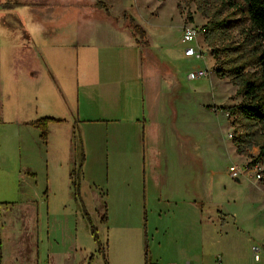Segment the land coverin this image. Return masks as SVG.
Here are the masks:
<instances>
[{
    "label": "rangeland",
    "instance_id": "obj_1",
    "mask_svg": "<svg viewBox=\"0 0 264 264\" xmlns=\"http://www.w3.org/2000/svg\"><path fill=\"white\" fill-rule=\"evenodd\" d=\"M103 1L0 0L3 264H145L146 237L152 264H264V181L251 164L260 149L238 152L232 134L248 127L226 107L242 96L213 70L237 53L218 57L210 47L243 44L242 25L211 34L210 45L202 31L240 11L226 0ZM50 10L71 15L58 28L44 20ZM125 13L148 47L126 43L136 38ZM97 19L106 23L90 36ZM186 27L198 29L205 57L185 54L200 49L183 42ZM252 48L242 45L240 60ZM97 55L126 57L124 74L101 76ZM202 69L209 76L190 78ZM46 116L65 120L49 124L45 141L31 122ZM81 148L79 194L70 172ZM234 164L249 169L233 178Z\"/></svg>",
    "mask_w": 264,
    "mask_h": 264
},
{
    "label": "trees",
    "instance_id": "obj_2",
    "mask_svg": "<svg viewBox=\"0 0 264 264\" xmlns=\"http://www.w3.org/2000/svg\"><path fill=\"white\" fill-rule=\"evenodd\" d=\"M226 4L236 7L240 11L241 17L210 20L202 26V31L210 45L211 34L218 33L221 35L222 32L226 34L229 29L242 25L243 44L229 45L224 48H215L212 44L210 45L212 53L218 57L231 51L237 53L236 56L228 60L218 61L213 70L218 76L228 77L237 86V93L242 96L241 102L226 107L228 113L235 118L234 121L243 120L248 127L245 132H241L236 126L235 132L232 134L238 152L241 154L247 153L250 146L257 144L260 151L257 156L253 157L251 164L254 165L257 162L264 164V0H226ZM96 6L104 7L105 3L102 0H96ZM124 20L131 26L136 43L141 46H149V42L146 40V30L135 21V18L129 13H125ZM245 43L252 44V56L240 60V47ZM250 66L255 70L245 71ZM61 121L63 119L46 116L31 123L40 129L41 138L46 141L49 123ZM257 139L259 141H256ZM84 159L85 153L81 148L79 167L78 169L73 167L70 172L72 188L77 193L80 191L81 170ZM262 180L264 181V178ZM92 233L101 252L104 246L97 230L93 228ZM1 247L0 240V264H2ZM145 264H152L148 247L145 248Z\"/></svg>",
    "mask_w": 264,
    "mask_h": 264
},
{
    "label": "crops",
    "instance_id": "obj_3",
    "mask_svg": "<svg viewBox=\"0 0 264 264\" xmlns=\"http://www.w3.org/2000/svg\"><path fill=\"white\" fill-rule=\"evenodd\" d=\"M105 7H106V3H105V6L101 7V8H105ZM35 10H37V9H35ZM40 13H41V11H40ZM68 15H71L70 13L68 14V11H64L62 13H56L55 10H50V11H47L46 15H44V13H43L44 20L45 21L53 20L55 22V26L58 27V28H60L62 26L64 19H66L68 17ZM88 15H91V14L89 13ZM88 15H85V16L87 17ZM88 17L90 18V16H88ZM97 22L98 23H95V21L93 22V26L94 27H92L91 30H89L90 33H91L90 36H96V35L100 34V29L99 28H101L102 25H104L106 23L105 22L104 24H102V21H100V19H97ZM96 25H98V26H96ZM95 27H99V28H95ZM108 27H110V26H108ZM130 37H131L130 40L129 41L127 40L126 43L129 44L131 47L135 44L137 46V48H138L139 45L135 42L136 40H133V35H131ZM87 43L90 44V45H94L95 42L92 41V42H87ZM104 43H106V42H104ZM107 44H115V43L111 42V43H107ZM144 47H148V46H144ZM121 49H124V48H121ZM121 49L119 50L120 52L122 51ZM139 52H140V50L138 51V56H136L135 63L137 64V66H136L137 70H140V72H141L142 71V67H141L142 63H141V56L139 55ZM82 59H84V57H82ZM97 59H98V62H99L98 68L100 69L101 76H103V74H104V75H106V77L108 75L115 77L116 75L123 73V71H125V68H127V66H128L127 63H125V62H127L126 61V57L122 58V56H113V57L112 56H106V57H102V56L97 55ZM105 62L112 63L113 65H110V67L107 68V69H105L104 67L102 69L101 64H103ZM131 62H134V61L131 59ZM157 70H158V68H157ZM119 79H120V77L118 78L116 83L119 82L120 80L124 79V78H121L120 80ZM54 118H57V117H54ZM117 118H120V116L116 117V119ZM59 119L65 120L64 118H59ZM136 120L138 121L139 119H136ZM50 123H55V122H50ZM48 128H49V126H48ZM144 134H145V130L143 129L142 137H144ZM79 158H80V151H79ZM79 194H80V191H79ZM218 219H219V224L218 225L219 226L222 225V228L228 229L226 227L227 224H229L228 219H226L224 216H219ZM216 220H217V218H216ZM216 220H215V222L218 223V221H216ZM205 226H207V225H205ZM145 227H147V223L145 224ZM239 229H240V231L250 233L249 227H248V229H245L243 226L242 227L240 226ZM254 229L255 228L252 227V230H254ZM252 233H253V231H252ZM249 240H253V242H254V239L249 238ZM145 243H146V246H145V248H146V247H148V243H149L147 237H146ZM258 260H260V258ZM258 260H256V261H258ZM186 263L187 264H192L193 261L189 258V259L186 260ZM2 264H3V256H2ZM23 264H26V263H23ZM168 264H173V263L169 262ZM176 264H177V262H176Z\"/></svg>",
    "mask_w": 264,
    "mask_h": 264
},
{
    "label": "built area",
    "instance_id": "obj_4",
    "mask_svg": "<svg viewBox=\"0 0 264 264\" xmlns=\"http://www.w3.org/2000/svg\"><path fill=\"white\" fill-rule=\"evenodd\" d=\"M198 34H199L198 29L192 28V27H186L184 30V33H183V42L184 43H190V42L196 41V42H198V44L200 46L199 40L197 39ZM199 48L200 49L197 50L194 47L189 46L186 49V54L188 56H195L197 59H201V58L205 57V55H204L205 53L202 50L201 46ZM203 76H209V70L208 69H206V70L202 69V70H199L197 72L190 73L191 79H197V78H200ZM262 165H263L262 162H257L256 164L253 165V169L256 172V177L258 180H262L264 178L263 173H262V171H263ZM248 167H249L248 164H245L242 166L234 164L229 169L230 175L233 178L241 177V175L246 173V171L249 169ZM260 250H261V247H259L257 245L254 246V248H253L254 257L256 260H258L260 258L259 257Z\"/></svg>",
    "mask_w": 264,
    "mask_h": 264
}]
</instances>
